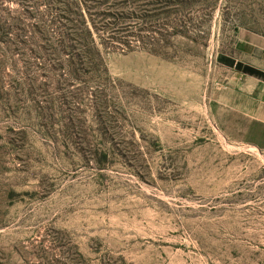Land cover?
Here are the masks:
<instances>
[{"label": "rangeland", "instance_id": "374dc122", "mask_svg": "<svg viewBox=\"0 0 264 264\" xmlns=\"http://www.w3.org/2000/svg\"><path fill=\"white\" fill-rule=\"evenodd\" d=\"M0 2L48 29L0 75V264H264V67L235 45L264 0H84L105 81L52 70V0Z\"/></svg>", "mask_w": 264, "mask_h": 264}, {"label": "trees", "instance_id": "16d2710c", "mask_svg": "<svg viewBox=\"0 0 264 264\" xmlns=\"http://www.w3.org/2000/svg\"><path fill=\"white\" fill-rule=\"evenodd\" d=\"M87 7L84 0H52V10L55 11L52 18L56 24L52 29V70L63 68L64 72L76 78L96 74L105 81L107 68L102 50L106 44L96 31L98 27L104 28L105 24L97 26L93 23L87 16ZM30 16L37 17L33 7L29 9L23 4L20 8L10 9L0 2V75L11 52L22 58L26 53L25 47L30 45L32 51H40L36 37L45 36L48 29L39 19L30 21ZM93 30L99 37L98 41L93 36ZM107 36L115 37L109 33ZM123 43H127L126 40ZM1 83L0 76V87Z\"/></svg>", "mask_w": 264, "mask_h": 264}, {"label": "crops", "instance_id": "0c3cea01", "mask_svg": "<svg viewBox=\"0 0 264 264\" xmlns=\"http://www.w3.org/2000/svg\"><path fill=\"white\" fill-rule=\"evenodd\" d=\"M253 34L242 31L237 36L236 49L248 59L257 60L264 67V41L261 42ZM248 94L249 103L256 109H264V80L257 79L255 82L245 81L242 83L241 93ZM264 122V121H263Z\"/></svg>", "mask_w": 264, "mask_h": 264}]
</instances>
